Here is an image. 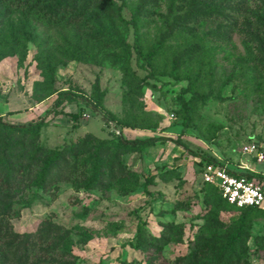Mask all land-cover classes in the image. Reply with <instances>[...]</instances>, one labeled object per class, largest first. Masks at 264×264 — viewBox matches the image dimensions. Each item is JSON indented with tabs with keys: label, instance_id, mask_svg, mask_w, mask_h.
Masks as SVG:
<instances>
[{
	"label": "rangeland",
	"instance_id": "1",
	"mask_svg": "<svg viewBox=\"0 0 264 264\" xmlns=\"http://www.w3.org/2000/svg\"><path fill=\"white\" fill-rule=\"evenodd\" d=\"M173 60L195 79L185 129ZM63 93L87 101L46 113ZM0 116L46 121L0 123V264H264V204L199 174L214 158L264 182V0H0Z\"/></svg>",
	"mask_w": 264,
	"mask_h": 264
},
{
	"label": "trees",
	"instance_id": "2",
	"mask_svg": "<svg viewBox=\"0 0 264 264\" xmlns=\"http://www.w3.org/2000/svg\"><path fill=\"white\" fill-rule=\"evenodd\" d=\"M123 1V0H121ZM128 23H130L134 29V35L136 37V40L138 38V35H137V25L135 23L134 20H128ZM157 50V47H153L150 51H149V56H148V60L150 59V57L156 52ZM178 63H177V60H173L172 61V64H171V76L172 78L175 80V81H181L183 79L187 80V85L186 87L184 88H181L180 91H179V94L177 96V99L180 103V115H181V118H182V126H183V129H185L186 127H188V125L190 124V121H191V113L193 111V96H191L190 98L186 99L184 97L185 93H188V92H191L194 90L195 88V79L188 75V74H184L183 76L179 74V71H178ZM94 90L96 92V96H95V99H96V102H99L101 97H102V92L100 91L99 89V86L97 84V82H95L94 84ZM66 99H81L82 101H87L81 94H67V93H63V94H60L57 96V98L55 99L54 103H53V106L48 109L46 111V113H49V112H52L53 115H57L59 113V110H57L59 107H61V105L63 104V102L66 100ZM109 119H115L113 116H109ZM0 123L5 127V128H9L11 130H14V131H17V132H21V133H24L26 135H35L37 134L42 127H44V125L46 124V121L45 119L43 118V116L41 118H39V120L37 121H30L28 122L27 124H11V123H8V122H5L2 120V116H0ZM157 139L156 138H153V137H148V138H144V139H134V140H123V139H119V143L123 146H126V147H143V146H148V145H152ZM57 157V153L54 154V157L52 158H48L46 160V166L49 165L52 160L54 158ZM203 163H221V164H225L224 162L222 161H218L214 158H206L202 163H201V166H200V169L203 165ZM234 169V168H232ZM200 172V170H199ZM233 172V171H232ZM235 174H240V175H245L249 178H257L259 179L261 182H263V179L262 177L258 174V173H254V172H249V171H244V172H233ZM264 184V182H263ZM204 186L206 187H209V188H212L216 193L217 195L220 197V199L222 201H224L226 204L230 205V206H233L235 207L234 205H231L229 203H227L224 199L221 198V196L218 194L217 192V189L210 185V184H204ZM237 209H243V210H251V209H259V208H262V207H254V206H249V207H242V208H238V207H235ZM137 231H138V236H139V233L141 231V227L138 226L137 228ZM138 240V239H137ZM136 240V244L132 243V242H126L124 245L128 244L132 247H136L137 245V241ZM123 264V263H121Z\"/></svg>",
	"mask_w": 264,
	"mask_h": 264
},
{
	"label": "built area",
	"instance_id": "3",
	"mask_svg": "<svg viewBox=\"0 0 264 264\" xmlns=\"http://www.w3.org/2000/svg\"><path fill=\"white\" fill-rule=\"evenodd\" d=\"M244 153L253 155L258 161L263 159L255 145L244 147ZM255 172L250 168L232 169L226 164L203 163L200 169V178L203 184H210L217 189L218 194L227 203L235 207H262L264 204V184L257 178L233 172Z\"/></svg>",
	"mask_w": 264,
	"mask_h": 264
}]
</instances>
